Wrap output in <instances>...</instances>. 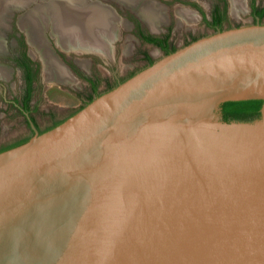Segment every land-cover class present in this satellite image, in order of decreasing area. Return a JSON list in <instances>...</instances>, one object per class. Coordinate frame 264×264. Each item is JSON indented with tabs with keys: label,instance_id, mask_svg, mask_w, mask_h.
I'll return each instance as SVG.
<instances>
[{
	"label": "water",
	"instance_id": "95a60500",
	"mask_svg": "<svg viewBox=\"0 0 264 264\" xmlns=\"http://www.w3.org/2000/svg\"><path fill=\"white\" fill-rule=\"evenodd\" d=\"M0 151V264H264V22L161 55Z\"/></svg>",
	"mask_w": 264,
	"mask_h": 264
},
{
	"label": "rangeland",
	"instance_id": "374dc122",
	"mask_svg": "<svg viewBox=\"0 0 264 264\" xmlns=\"http://www.w3.org/2000/svg\"><path fill=\"white\" fill-rule=\"evenodd\" d=\"M256 1L258 6L264 4V0ZM191 2L202 6L208 15L216 6L223 10L226 15L223 28L254 22L249 0H243V9L237 11H233L231 0H0V145L27 133L22 116L4 101L26 94V67H29L33 77L31 99L39 105L41 112L37 113V118L44 126L49 122L46 121L47 116L41 115L42 112L54 111L62 116L77 109L89 92L84 86L85 77L104 80L123 72L124 65L136 71L144 67L136 66L145 47L134 37L132 27H142L152 33L168 29L172 32V39L177 40V47L188 43L183 37L190 36L191 32L195 38L212 33L199 22L196 10L188 5ZM148 9L155 11H148L152 15L150 18L164 19L158 23L156 30L148 24V17L144 14L146 11L147 15ZM183 10L189 15L183 14ZM63 19L68 30L58 26ZM262 20L264 22V15ZM34 26L47 50L55 57H51L50 67L57 68L62 77L68 76L69 72L72 76L69 82L52 78L50 69L49 74H45L48 65L45 67L42 48L36 47L30 38ZM81 30L100 39L104 52L77 43L75 35L83 40L79 33ZM57 31L73 35V38L70 37L76 44L67 48L61 46L57 41ZM180 40L182 43H179ZM152 55L156 60L162 54ZM98 57L107 64L103 65ZM35 65L39 71L33 70ZM64 66L68 67V72Z\"/></svg>",
	"mask_w": 264,
	"mask_h": 264
},
{
	"label": "flooded vegetation",
	"instance_id": "af4514ba",
	"mask_svg": "<svg viewBox=\"0 0 264 264\" xmlns=\"http://www.w3.org/2000/svg\"><path fill=\"white\" fill-rule=\"evenodd\" d=\"M188 5H190L191 7H193L196 10V13L199 17V22L201 24L204 25V27L212 30V31H216L217 29H219L218 27H213L210 24L214 21L215 17L218 15H225L223 10H220L218 6L212 8L210 14L208 15L207 12L202 8V6H200L197 3H189ZM249 8H250V12L251 15L254 18V22L256 21L258 17L256 11L260 10V9H264V4L261 6H258L257 1L256 0H249ZM264 15V13H263ZM263 16L261 18H259V20L261 22H263ZM225 23V21H224ZM224 23L222 25V27H224ZM133 30V35L136 38V40L142 44L145 49H143V51L141 52V54L139 55L140 58L139 62L136 64V66H147L149 64H151L150 62L154 61V57L152 55L153 54H159V55H163L166 54V49L170 50V49H176L177 47V40H173L172 39V32H169L168 29L167 30H162L161 33H152L151 31H145L142 27H137L134 26L132 27ZM170 28V27H168ZM195 34L193 32H191V35H186L183 37V39L187 42L192 41V39H196L195 38ZM179 43H182V40L179 41ZM146 48L150 49L147 50ZM152 51V53H151ZM95 57V56H92ZM101 60L100 57H98ZM103 65L107 64L106 62H103ZM143 68V67H142ZM29 69V67H28ZM141 69V68H140ZM138 69V70H140ZM35 72L39 71V67L38 66H34L33 69ZM73 70V68H72ZM123 72L120 71V73L118 74H113L112 77H107L104 80H101L99 78H97L96 80L94 78H90V77H85V88L89 91L86 94V97L83 98L81 100L80 105L77 107V109L74 110H70L67 114L59 116L57 115L54 111H50V112H42L41 115H43V117L47 116L46 121H48L49 123L45 124L44 126H42L37 118V113L41 112L39 105L37 102H33L32 101V93H33V85H30V94H29V99L26 102L25 101V97L26 94L24 95V97H17L15 96L14 99H7L4 100L8 105H10L12 108L16 109L19 114L22 116V118L24 119L26 125H27V133L23 134L22 136L17 137L16 139L0 145V148L2 147H7V146H15L16 143L19 142L22 143L24 141H26L27 139H29L34 133L35 130L33 129V127L31 126L32 124L34 125L35 129L37 132H43L45 130H48L49 128L55 126L57 123L63 121L65 118H67L68 116H70L71 114H73L74 112H76L77 110H79L82 106H84L86 103H88L90 100H92L95 96L111 89L112 87H114L119 81H123L124 79L128 78L129 76H131L132 74H134L135 72H137L134 68L129 67L124 65L123 68ZM74 71V70H73ZM77 71V70H75ZM74 71V72H75ZM77 74V72H76ZM79 76V75H78ZM33 79V78H32ZM28 86V85H27Z\"/></svg>",
	"mask_w": 264,
	"mask_h": 264
},
{
	"label": "bare ground",
	"instance_id": "6f19581e",
	"mask_svg": "<svg viewBox=\"0 0 264 264\" xmlns=\"http://www.w3.org/2000/svg\"><path fill=\"white\" fill-rule=\"evenodd\" d=\"M231 3H232V9H233V11H237L238 9H243V0H231ZM52 8V10L54 11V10H56V8L55 7H51ZM149 10H151V12L152 13H154L155 11L153 10V9H148L147 10V15H146V11H145V16L146 17H148V21H149V25L152 27V29H155L156 30V28H157V26L159 25L158 23L159 22H162L164 19H162V18H155V17H153V18H150V16H152L151 15V13H149L148 11ZM181 12H183V14H188L189 15V13L188 12H186V10H183V11H181ZM100 16V15H99ZM64 16H62V18H63ZM75 16H73L72 17V19L74 18ZM67 19H68V17H67ZM89 19V18H88ZM62 20V19H61ZM92 20V19H91ZM72 21V20H71ZM68 22V21H67ZM73 22V21H72ZM63 23V24H62ZM62 23H61V21H60V23L58 24V26H64L65 27V21H64V19H63V21H62ZM82 28H84V23L82 24ZM63 27V28H64ZM86 27V26H85ZM59 28V27H58ZM65 30H68V28H64ZM71 30V29H70ZM57 34V41H58V43L61 45V46H63V47H65V48H67V47H69V46H71V45H73L75 42H73L72 40H71V37L70 36H72V38H73V35H70L69 36V34H67V32H61V31H57L56 32ZM81 35H82V39L83 40H80L79 39V37H77L78 35H75V38L74 39H76V41H78L77 43H79L80 45L81 44H85V45H87V46H89L90 48H93V49H98V51H100V52H102L103 50L102 49H104V46H102V41L100 40V39H97V38H95L94 36H90L86 31H83V30H81L80 32H79ZM88 35V36H87ZM30 38H31V40H32V43L36 46V47H38V48H42V51H43V60H44V63H45V67H47V65H48V67H47V69H46V73L45 74H49V69L51 70V77L52 78H54V79H57V80H61V81H63V82H69L71 79H72V76L70 75V73L68 72V70H67V72H68V76H66V77H62L61 75H60V72H58L55 68H51L50 67V61H51V57H54L53 56V54L49 51V50H47V48H46V46H45V44H44V42L42 41V39L39 37V31H38V29L36 28V26H34V28H33V30L31 31V33H30ZM80 36V35H79ZM105 37V36H104ZM98 41H97V40ZM76 44V43H75ZM93 44H95V45H93ZM104 45V44H103ZM111 46V45H110ZM97 52V51H96ZM104 52V51H103ZM104 54V53H103ZM105 55V54H104ZM55 58V57H54ZM58 63V62H57ZM60 64V63H59ZM54 65V64H53ZM82 65L84 66V63H82ZM57 66V65H56ZM58 67V66H57ZM47 70H48V72H47ZM61 70H64L63 68H61ZM63 73H65L64 71H63Z\"/></svg>",
	"mask_w": 264,
	"mask_h": 264
},
{
	"label": "trees",
	"instance_id": "16d2710c",
	"mask_svg": "<svg viewBox=\"0 0 264 264\" xmlns=\"http://www.w3.org/2000/svg\"><path fill=\"white\" fill-rule=\"evenodd\" d=\"M256 13H257L258 17L261 18V17L263 16L264 9L262 8V9L256 11ZM225 20H226V17H225L224 15H218V16L215 17L214 21H213L210 25L213 26V27H214V26H215V27H218L219 29H223L222 25H223V23H224ZM164 48L166 49V53H169V52H171V51L174 50V49L167 50V48L165 47V45H164ZM150 63H152V62H150ZM26 69L28 70V71H27V74H26V82H27V84H28V89H27L26 97H25V101L27 102L28 99H29L30 85H31V81H32V78H33V77H32V75H31V73L29 72L28 67H26ZM90 101H91V100H90ZM59 123H60V122H59ZM57 124H58V123H57ZM57 124H56V125H57ZM17 144H19V142L16 143V145H17ZM9 147H12V146L2 147V148H0V151H3V150H5V149H7V148H9Z\"/></svg>",
	"mask_w": 264,
	"mask_h": 264
},
{
	"label": "crops",
	"instance_id": "0c3cea01",
	"mask_svg": "<svg viewBox=\"0 0 264 264\" xmlns=\"http://www.w3.org/2000/svg\"><path fill=\"white\" fill-rule=\"evenodd\" d=\"M61 64H62V62H61ZM65 67V66H64ZM66 68V67H65ZM68 71H69V69H68V67L66 68ZM44 72H45V69H44Z\"/></svg>",
	"mask_w": 264,
	"mask_h": 264
}]
</instances>
